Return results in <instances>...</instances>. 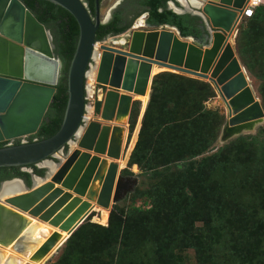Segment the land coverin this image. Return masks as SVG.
Listing matches in <instances>:
<instances>
[{"label": "water", "instance_id": "1", "mask_svg": "<svg viewBox=\"0 0 264 264\" xmlns=\"http://www.w3.org/2000/svg\"><path fill=\"white\" fill-rule=\"evenodd\" d=\"M42 1L67 12L78 30L65 75L66 103L52 136L14 144L38 130L55 93L61 64L48 32L24 5L19 0H0V144L6 143L0 147V168L34 165L42 170L41 176H31L29 187L15 180L19 192L0 201L1 247L12 243L15 251L23 249L19 243L30 233L24 231L23 216L59 228L71 213L92 205L54 253L94 208L108 209L132 191L135 182L119 175L117 161L132 97L147 94L152 67L211 85L226 113L221 141L244 134L242 129L255 121L264 122L230 43L248 0H175L172 11L198 18L200 35L180 37L175 28L164 25L132 31L122 44L95 40L98 17L92 22L79 0ZM92 73L100 89L93 119L86 116L85 83ZM56 239L55 234L49 237L32 258L41 259Z\"/></svg>", "mask_w": 264, "mask_h": 264}, {"label": "trees", "instance_id": "2", "mask_svg": "<svg viewBox=\"0 0 264 264\" xmlns=\"http://www.w3.org/2000/svg\"><path fill=\"white\" fill-rule=\"evenodd\" d=\"M19 1L45 28L48 24L58 22L56 10L62 15L60 16L62 20L57 23V33L52 41L53 53L61 62L60 78L43 120L33 135L36 141H39L52 136L61 123L66 103L65 75L74 51L78 30L76 23L68 13L48 2L42 0ZM167 1L170 0H146L148 24L173 27L178 31L180 37H196L202 33L198 18L187 14L176 15L166 10L165 3ZM246 20L254 23L264 21V4L256 7ZM99 37V33L96 34L95 40H98ZM237 39L238 37H236V42H238ZM237 51L242 65L250 75H253L251 64L244 61L243 54L239 51V45ZM262 59L263 57L259 63H263ZM157 73H153L149 99L144 112L146 98L140 101L139 117L143 113L142 127H144L143 123L149 111L154 109V106H158L164 111L159 106L157 99L165 84L172 79L186 81L188 84H198V81L171 73ZM261 79H264V74ZM199 84L202 86L201 90L206 92V96L210 97L206 91V89L209 91V85ZM163 102L165 103V101ZM135 104L138 105L137 102H133L131 105L134 118L138 113ZM94 107L97 111L99 103L96 102ZM261 109L264 111V98L261 100ZM154 124L156 127L159 126L156 121ZM142 130H139L136 142L135 133L132 135L123 157V163L126 162V157L135 142L128 158V164L137 165L147 171L148 155L144 157L147 151L142 148V139L140 140ZM245 139H250V146L256 157L262 156L263 159L264 129L253 137H237L220 148L207 149L203 145L197 146L185 159L189 163L190 169L194 167L200 173L208 171L209 178L203 182L201 187L204 189L202 192L205 196L207 193L205 187L213 182L208 196L213 202L211 206L214 211L207 212L205 217L200 219V227H195L188 216L189 203L178 199L176 193L168 188H163L162 195L160 193L162 188L155 185L136 195L143 197L144 203L150 204L149 207L145 208L140 205L124 212L113 205L108 219L107 213L96 210L100 218L99 223L103 226L91 223L90 213L66 239L61 254L54 264H181L183 257L180 254L189 249L194 251V257L198 264H212L222 254L229 257L228 264H264L262 253L254 249L255 245L257 246L264 240L261 234V231L264 230V194L261 198L263 200L259 199L245 205L239 204L237 197L240 194H245L247 190L233 177H229L230 179L226 177L228 174L231 176L238 173L239 166L236 165L239 163L234 164L229 155H231V149ZM2 146L4 144H0V147ZM258 166L260 165L258 164ZM124 170H126L125 167L120 172ZM34 173L40 176L42 170L34 169ZM153 175H155L154 172ZM180 175L183 174L180 173ZM16 176L25 179L28 183V175L19 172L18 168H0V180ZM106 220L107 224L104 226Z\"/></svg>", "mask_w": 264, "mask_h": 264}, {"label": "rangeland", "instance_id": "3", "mask_svg": "<svg viewBox=\"0 0 264 264\" xmlns=\"http://www.w3.org/2000/svg\"><path fill=\"white\" fill-rule=\"evenodd\" d=\"M107 8L108 6L105 7L103 11L104 14L107 12ZM174 34L177 33L174 32ZM236 37H238V42H236ZM230 43L233 45L234 54L238 62L243 67L253 97L259 102L261 106V100L264 98V79H261L264 74V21L254 23L242 18L236 26L234 37ZM236 43L239 45V51L243 54V58L245 59L244 61L251 64L253 75H250L242 65V60L240 59L237 51L238 45H236ZM51 45L53 51L54 47L52 42ZM96 48H98L97 45ZM262 57L263 63H259ZM155 72H159L157 74L171 73L172 75H178L180 77L198 81V84H188L186 81L183 82L176 79H172L169 83L165 84L161 90L162 93L158 95L159 97L157 99L159 106H161L164 111H162V109H160L158 106H154V109L149 111V117L147 116L144 121L145 124L143 123L144 127H142L141 124L143 113L139 117L141 109L140 101L146 98V104L143 109L144 112L149 99L150 87L148 93L146 94L147 97L145 96L144 98H138V100L132 99V103H138V105L135 104V107L138 108V113L134 118L131 112V104L128 116L126 117V121H124L123 125L124 133L122 135L121 154L120 160L117 161V163L119 175L133 179L135 185L131 192H129L115 204H110L108 209L94 208V211H92L90 215L91 223L103 226L99 223L100 218L97 211L107 213L108 219L109 212L113 205L124 212L130 211L132 207H137L140 205L145 206V208L149 207L150 204L147 202L144 203L145 199L143 197L136 195L139 192L147 191L156 185L162 188L160 192L162 195L163 188H168L173 193H176L178 199L189 203L187 210L188 216L192 220V224L195 227H200V219L205 217L207 212L214 211V208L211 206V203L213 202H211L210 196H208L213 186V182L205 187L207 188V193L205 196L203 194L204 189H201V187L203 186V182L207 181L209 178L208 171H203L200 173L194 167L190 169L189 163H187V160L185 159H187V157L191 154L193 151L192 149L197 146L203 145L207 149L220 148L225 146L230 141L235 140L237 137H253L256 136L262 129H264V122L262 123L261 121L262 124H258L252 131L240 134L239 136L233 137L226 141H221V128L226 120V113L220 99L211 85L207 81L163 68H155V70L151 73V76H154L153 73ZM91 80L92 79L89 77L85 81L87 88V107L91 104L89 96L90 86L92 88L91 90L94 91L93 95H95L96 91L100 93V89H98L93 82L90 83ZM199 83H206L209 85V91L207 89L206 91L210 97L206 96V92L201 90L202 86ZM105 90L106 88H103L102 91L104 92ZM163 101H165V103ZM93 106L94 105H92V107ZM155 121L159 126H155ZM217 125L220 126L218 127ZM140 129H143L142 138H140V140L142 139V148H145L147 153L149 150H153L144 155V157L148 155V162L146 163L148 167L147 171L145 168L142 169V167L137 165L128 164V158L137 140ZM134 133L135 142L126 157V162L123 163V157L125 156L128 144ZM250 144V139H245L242 143L235 145L231 149V155H229V157L233 159L234 164L239 163L236 165L239 166L237 171L238 173L236 175L228 176V174L226 176L227 178L233 177L239 183H242L245 190H247L245 191V194H240L237 197V202L243 205L253 201H258L263 197L264 194V158L262 159V156L256 157V154L253 153ZM258 164L260 166H258ZM124 167L126 170L120 172V170ZM153 172L155 175L152 176ZM190 172L192 173L190 174ZM180 173L183 175H180ZM4 198L5 197L2 198V201ZM174 200L175 198L173 201ZM92 209L93 206L89 209L87 208V211L76 210L73 214L71 213L68 218L60 225V227L54 230L53 234H55L57 238L54 247L46 252V254L42 256L41 259L32 258L34 254L25 255L26 257L21 260L24 262L23 264H41L43 261L44 262L42 264H54L59 258L64 244L59 246L58 249H56V251L53 253L56 245L62 242L68 236L69 230ZM106 224L107 220L104 226H106ZM37 226L38 225H36V227ZM65 226L68 228L61 230V228ZM261 234L264 237V230L261 231ZM41 236L44 239L49 237L48 230H43L41 232ZM11 245L12 243L9 245L10 251H12L13 254L21 255L26 253L25 248L20 251H15L13 248H11ZM254 249H257L259 253H262V256L264 257V240L259 242L257 246L255 245ZM216 255L218 256V254ZM180 256L183 257L181 264H198L192 249L184 251L182 254H180ZM228 258L229 257L226 254H222V256L218 257V259L212 264H228ZM225 261L226 263H224Z\"/></svg>", "mask_w": 264, "mask_h": 264}, {"label": "flooded vegetation", "instance_id": "4", "mask_svg": "<svg viewBox=\"0 0 264 264\" xmlns=\"http://www.w3.org/2000/svg\"><path fill=\"white\" fill-rule=\"evenodd\" d=\"M79 1L84 6L92 22L95 20L96 16L98 17V27L95 31V35L99 33L100 37L98 40H96L97 42H100L105 39L109 40V39H112L113 37H117L116 39L121 38L119 44H122L124 42L123 37H127L128 34L131 33L132 31H149L151 30L150 27L164 26V25L155 26V25L147 23V6L145 5L146 0H79ZM171 3L174 4V7L177 6V4L175 3V0H170L165 3V9L174 13L172 11L174 7H172ZM107 6H108L107 12L104 14L103 11L105 7ZM55 14L58 17L57 23L61 22L62 17L60 16L62 15L60 14V12H57L56 10ZM57 23L48 24L47 28L44 27L45 30L48 32L50 43L53 41V37H55L57 33L56 32ZM102 33L104 34L101 35ZM33 141H36V138L31 136V137H27L24 140H16L13 143L33 142ZM1 144L5 145L6 143H1ZM34 169L40 170L34 165L27 166L24 169L18 168L19 172H24L28 175V183L27 181H25V179L21 177H17V176L1 179L0 187L2 184L4 185L1 187L2 190L0 193V197L2 196L3 193L6 194V196L4 197H7L11 195L12 193L19 191L18 183H15L14 182L15 180L20 181L25 187H29L31 183V176L32 175L38 176L34 173ZM9 186L13 187L12 193L8 191ZM2 198L3 197L0 198L1 201H2ZM38 238H39V235L37 236L35 232L30 231L28 236L24 239V243L22 244L23 239L20 241L19 245L23 247V249L24 248L26 249V253L21 254V257L19 258L18 256H20V254H13V252L10 254L8 252V249L10 248V246H8L9 248L8 247L2 248L3 249L2 251L4 252V254H6V256H8V258L11 261V264H21V263L23 264L24 262L19 261V259L22 258V256L24 255L34 254V253H30L29 250L31 247V243L33 245L37 241Z\"/></svg>", "mask_w": 264, "mask_h": 264}, {"label": "bare ground", "instance_id": "5", "mask_svg": "<svg viewBox=\"0 0 264 264\" xmlns=\"http://www.w3.org/2000/svg\"><path fill=\"white\" fill-rule=\"evenodd\" d=\"M181 1V0H180ZM181 3H182V1H181ZM120 40H121V38H119V39H109L108 41L109 42H111V43H115V44H119V42H120ZM155 68H157V67H152V69H151V73L155 70ZM151 73H150V75H151ZM89 77L90 78H92V77H94L93 76V73L92 74H90L89 75ZM88 77V78H89ZM94 79V78H93ZM146 96V94L143 96V97H140V96H138V97H135L134 99H136V100H138V98H144ZM132 104V103H131ZM126 121V120H125ZM261 123V121L259 122V121H255V122H253V123H251L250 125H248V126H246V127H244L243 129H242V131H241V133H246V132H250V131H252L258 124H260ZM0 190H2V189H0ZM8 191L10 192V193H12V191H13V187H11V186H9V188H8ZM19 192V191H18ZM0 193H1V191H0ZM15 193V192H14ZM13 194V193H12ZM4 196H6V194H2V196L1 197H4ZM0 197V198H1ZM1 201V200H0ZM2 202V201H1ZM92 207V205H90V206H88L87 208L89 209V208H91ZM6 208V207H5ZM87 208L86 209H84V210H82V211H87ZM7 209V208H6ZM23 217H25L26 219H27V221H29V222H27V224L25 225V228H24V231H33V232H35L36 233V235L38 236L39 235V238L37 239V241L32 245V243H31V247H30V253H35L38 249H39V247L49 238V237H51L52 235H53V233H54V230H56L57 228H52V227H50V226H48L46 223H42V222H38V221H35V220H33V219H31V218H29V217H27V216H23ZM36 225H38L37 227H36ZM48 230V233H49V237H47L46 239H44L42 236H41V232L43 231V230ZM5 231H6V229H4ZM9 233V232H8ZM24 233V232H23ZM4 234H6V232L4 233ZM25 234H27V233H25ZM24 234V235H25ZM29 234V233H28ZM28 234L26 235V237L28 236ZM25 239V238H24ZM24 239H23V241H22V244L24 243ZM27 243V242H26ZM35 245V246H34ZM2 248H4V247H1L0 246V264H11V261H10V259L8 258V256H6V254H4V252L2 251L3 249ZM9 248V247H8ZM51 249V248H50ZM49 249V250H50ZM48 250V251H49ZM8 252L11 254L12 253V251H10V248L8 249ZM7 253V252H6ZM19 257H21V255L20 256H18V258ZM23 257H25V255L24 256H22V258ZM22 258H20L19 259V261H21V259ZM17 260V259H16Z\"/></svg>", "mask_w": 264, "mask_h": 264}, {"label": "built area", "instance_id": "6", "mask_svg": "<svg viewBox=\"0 0 264 264\" xmlns=\"http://www.w3.org/2000/svg\"><path fill=\"white\" fill-rule=\"evenodd\" d=\"M260 0H248L243 8L241 18L247 19L251 16L253 10L260 5ZM95 85V84H94ZM93 87V85H92ZM94 88V87H93Z\"/></svg>", "mask_w": 264, "mask_h": 264}, {"label": "crops", "instance_id": "7", "mask_svg": "<svg viewBox=\"0 0 264 264\" xmlns=\"http://www.w3.org/2000/svg\"><path fill=\"white\" fill-rule=\"evenodd\" d=\"M260 3L261 4H264V0H260ZM92 80H91V82L90 83H92L93 82V77L91 78ZM205 81V80H204ZM94 83V82H93ZM92 88H91V86H90V88H89V90H90V101H91V104L88 106V114L86 115L87 117H90V115H91V113H92V103H96V101L100 98V93L99 92H97L96 91V93H95V95H93V93H94V91H92L91 90ZM147 93H148V91H147ZM86 99H87V88H86ZM132 99H134V96L132 97ZM91 119H93V117H91Z\"/></svg>", "mask_w": 264, "mask_h": 264}]
</instances>
